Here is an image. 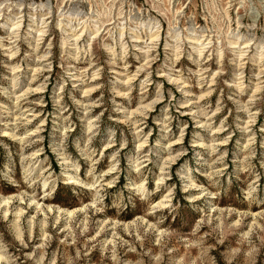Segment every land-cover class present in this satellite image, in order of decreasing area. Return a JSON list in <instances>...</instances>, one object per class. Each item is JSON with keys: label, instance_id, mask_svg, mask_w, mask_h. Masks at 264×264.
I'll use <instances>...</instances> for the list:
<instances>
[{"label": "clouds", "instance_id": "clouds-1", "mask_svg": "<svg viewBox=\"0 0 264 264\" xmlns=\"http://www.w3.org/2000/svg\"><path fill=\"white\" fill-rule=\"evenodd\" d=\"M0 32L3 33L0 35V69H3L0 81H8L6 87L0 83V137L19 140L22 145L32 143L27 139L30 136L27 125L35 117H40L44 123L51 117L50 135L56 138L59 151L63 153L59 158L60 170L50 168L46 176L33 177L30 170L25 169V180L30 188L43 184L49 188V193L61 185L68 186L64 190L70 192L75 200L91 197L99 205L97 211H106L113 205L117 211L135 209L138 200L150 202L156 191L150 189V180L156 175L154 169L163 161L167 170L172 162L170 155L168 160H164L166 153L172 151L164 140L171 141L174 135L171 134L173 117L168 112L169 108L179 111L190 104L195 111L187 114L202 116L203 123L198 126L211 132L212 115L215 113L209 110L208 105L202 107L199 101L209 96L212 89L194 96L191 92L195 87L193 74L183 61L201 69L198 74L201 88L207 83L202 73L215 66L217 78L213 83L221 91L215 112L222 111L229 103L237 111H248L252 107L251 100L245 104L242 98L252 88L253 76H256V90L264 88V79H261L264 78V0H0ZM44 37L48 38L47 46L42 48ZM56 47L59 48L61 72L52 80L44 76L36 86L41 69L50 73L54 64L53 49ZM145 52L151 53L149 59L156 64L152 70L156 75L163 76L176 92L193 98L188 103L174 104L172 88H165L161 80L155 81V98L146 106L141 103V108L136 111L143 117L149 109L154 110L156 104H161L164 112L163 121L159 122L163 124L161 131L169 135L150 144L148 136L151 131L148 134L140 132L134 138V144L138 146L135 153L129 149L121 155V149L127 145L123 135L119 140L117 138L120 129L113 126L104 129L107 146L111 147L118 142L120 144V148L110 155L109 171L115 173L110 185L118 183L121 173L125 177V183L115 193H109L101 175L94 168L97 162L93 159L96 150L91 140L96 132H91L87 141L76 137L69 139V130L74 127L69 119L72 115L69 108H90L91 105L86 101L88 93L95 88L100 91L95 103L109 111L108 119L126 124L128 109L136 101L133 80L138 73L130 75L122 69H127L130 59H144L142 54ZM248 65L251 69L246 76L245 68ZM88 69L92 70L91 78L97 80L91 86L88 85ZM147 69L148 65L145 64L146 74L140 85L142 90L145 84L153 82L149 80ZM49 84L51 91L47 97L41 94L33 98L34 92H48ZM69 84L71 88H68ZM78 86L87 87L84 99L75 98L73 90ZM65 97L71 100V105ZM117 97L120 98L119 102ZM252 99L257 97L253 95ZM49 101L51 112L45 110ZM259 111L257 108L256 113ZM113 113L117 115L114 117ZM256 113H250V116ZM139 123L144 126L143 119ZM251 123L249 119L248 124ZM179 124L184 125V122L180 121ZM90 127L100 129L98 116L90 121ZM231 127L222 120L217 131ZM237 128L243 133H249L244 147L249 149L250 155H254L251 146L255 143V134L247 125L237 124ZM43 131V127L37 129V132ZM261 131L264 132V128ZM231 135L232 131H228V135L223 138L213 135L210 143L203 142L199 146L216 154L219 146L226 145ZM36 138L44 139L39 135ZM0 145L7 148L3 141H0ZM261 147L264 148V138L261 139ZM227 156V148L216 155L211 163L220 167L210 173L197 169L200 175L210 177V187H214V193L205 192L196 183L188 187L199 188L201 195L227 194L232 180L228 179V187H225L219 179L223 169L228 167L225 163ZM207 163L204 153H201L198 164L203 167ZM233 163L236 164V161L233 160ZM149 165L152 167L149 168ZM260 168L264 169V161L260 163ZM245 170L254 175L255 180L246 187H240L241 202L264 205V189L258 183L261 173L255 170L254 165L247 166ZM234 171L239 173V167H235ZM236 179L239 180L238 174ZM32 191L35 193V188ZM181 191H187L183 183ZM106 197L109 203H104ZM183 198L189 201L188 207L193 213L201 208V205L194 202L196 197L191 192H187ZM179 206V203L175 205ZM172 211L173 206L169 205V212ZM166 219L167 216L162 214L158 223ZM164 227L169 230L168 239H162L157 246H152L149 237L148 243L137 253V259L124 260L122 264H177L176 257L185 243V237L189 240L192 237L171 223ZM212 232H215L214 227ZM53 238L54 234L47 239L50 241ZM197 240L201 255L195 257V261L192 254L181 257L183 264H224L226 259L229 264H241L246 249L258 254L264 248V243L258 242L251 231L246 233L243 229L236 232L233 242L225 245L226 249H231L230 253L222 251L219 243L214 240L205 241L201 237H197ZM206 247H216V253L209 251L205 255ZM29 248V243L16 225L10 223L7 229L0 227V264H78L80 259L79 251L70 256L65 251L54 249L46 259L44 252L35 248L27 250Z\"/></svg>", "mask_w": 264, "mask_h": 264}, {"label": "rangeland", "instance_id": "rangeland-1", "mask_svg": "<svg viewBox=\"0 0 264 264\" xmlns=\"http://www.w3.org/2000/svg\"><path fill=\"white\" fill-rule=\"evenodd\" d=\"M0 35L3 33L0 32ZM43 39L42 48L47 46L48 38L44 37ZM158 51H162V49H158ZM53 52L54 64L50 73L41 69L38 73L36 86L44 76H48L52 80L61 72L59 48H54ZM142 55L144 59L139 61L130 59L127 69H122L130 75L138 73L133 80L135 85L133 95L136 97V101L128 109L126 124H118L115 119H108L109 111L95 103V99L100 96V91L95 88L88 93L86 103L91 105L90 108L84 106L69 108V112L72 114L69 119L74 125L69 130V139L76 137L78 140L87 141L91 132H96L91 140V144L96 150V157L93 159L97 162L94 168L101 175L105 189L109 193H115L117 188L125 183V177L121 173L118 183L114 186L110 185L115 176V173L109 171L110 155L120 148V144L118 142L111 147L107 146L104 129L107 126L120 129L117 132V138L119 140L123 135L127 145L121 149V155L128 152L129 149L135 153L138 146L134 144V138L140 132L148 134L151 131L148 136L150 144L169 135V133L161 131L163 124L159 122L163 121L164 116L161 104H156L154 110L149 109L143 117L140 112L136 111L141 108V103L146 106L155 98V81L161 80L164 82L165 88H172L174 104L188 103L193 98L176 92L175 88L164 80L163 76H158L152 71L156 68V64L151 63L150 52H145ZM69 63L72 62L69 61ZM183 63L193 74L195 87L191 89V92L194 96H200L209 88L212 89L209 96L199 101L202 107L208 105L209 110L215 113L212 115V130L209 132L198 126L203 123L202 116L187 114L190 111H195L190 104L186 108H180L179 111L175 108L168 109L173 117L170 127L171 134L174 135L171 141L164 140V143L169 144L172 150L170 154L166 153L164 160H168L170 155L172 162L167 170H165L163 161L158 168L154 169L156 175L154 179L150 180V189L156 191H154L150 202H140L137 198L138 204L135 209L126 208L123 211H117L113 205L106 211H97L99 205H96L91 197L75 200L71 197L70 192L64 190L68 187L65 185L57 187L50 193L49 188L43 184L39 187L33 185L32 188H35V193H33L32 188L25 180V169H29L33 177L46 176L50 168L60 170L59 158L63 156L55 142L56 138L50 135L51 117L47 123H44L40 117H35L27 125L30 132L27 139L32 143L22 145L19 140L6 136L0 137V141L7 145V148L0 145V227L7 229L10 223L16 225L30 245L27 250L35 248L44 252L46 259L54 249L65 251L66 255L70 256L76 255L79 251L78 264H85V261L87 264H122L124 260L135 261L137 253L145 247L149 237L152 246H157L160 240L169 238V230L164 227L169 223L173 227L183 229L192 237L190 240L187 236L185 237V243L176 257L177 264H183L181 257L192 254L195 261V257L201 255L197 237H201L205 241L218 242L221 250L226 253H230L231 249H226L225 245L233 242L236 232L240 229L246 233L251 231L258 242L264 243V205L241 202L239 194L240 187H246L255 180V176L245 170L249 165H254L255 170L261 173L258 183L264 189V169L260 168V163L264 161V148L261 147V139L264 138V132L261 131L264 128V88L256 90V76H253L252 88L247 90L242 98V102L245 104L251 100L252 107L248 111H237L236 107L229 103L222 111L215 112L217 100L221 98L220 89L213 83V80L217 78L215 66L202 73L207 83L204 88H201L198 75L201 73V69L188 61H183ZM145 64L148 65L149 80L153 82L145 84L142 90L140 85L144 82L146 74ZM80 67L86 68L87 66L80 65ZM250 69V65L246 66V76L249 75ZM2 71L3 69H0V72ZM87 75L89 76V86L97 83V80L91 78V69H88ZM0 83L5 87L8 85L6 80L0 81ZM68 88H71V84L68 85ZM50 91L51 84L48 85V92H34L33 98L41 94L47 97ZM85 91H87V87L78 86L73 90L75 98L84 99ZM105 95L107 96V93ZM253 95L257 99H252ZM116 99L119 102L120 98ZM65 100L68 98L65 97ZM68 103L71 105V100H68ZM257 108L260 109L258 113H256ZM45 110L51 112V101L48 102ZM250 113L256 114L250 116ZM64 114L68 115V113ZM112 115L115 117L117 114L113 113ZM97 116L99 117V130L90 127V121L95 120ZM141 119L144 120V126L139 123ZM249 119L252 120L250 125L248 124ZM222 120L232 125L231 129L217 131ZM180 121H183L184 125H180ZM237 124L249 126L252 133L255 134V143L251 146L254 155H250L249 149L244 147L247 144L249 133L241 132L237 128ZM41 127L44 128V131L37 132V129ZM228 131H232V135L226 145L219 146L218 153L211 154L210 149L206 151L199 146L203 142L210 143V137L213 135L219 138L227 136ZM38 135L43 136L44 139H37ZM225 148L228 149V156L225 160L228 167L223 169V174L219 179L225 187H228L226 181L232 180L227 194L221 192L219 195H201L199 188L188 187L189 184L196 183L202 186L205 192H215L214 187H210V177L200 175L197 169L210 173L219 168L220 165H212L211 161ZM201 153H204L205 159L208 161L203 167L198 164V157ZM233 160L236 161V164L233 163ZM237 166L240 169L239 173L234 171ZM151 167L152 165H149V168ZM237 174L239 180L236 179ZM65 175L68 174L65 173ZM182 183L187 190L185 192L181 191ZM85 191H91V189H85ZM187 192H191L196 197L194 202L201 205L196 213H193L192 209L188 207L189 201L183 198ZM109 202V198L106 197L104 203ZM177 203H179V207H175ZM169 205L173 206L171 213ZM162 214L167 216V219L163 223H158ZM213 227L215 232H212ZM234 229L236 231H233ZM53 234L54 238L49 241L47 238ZM216 250V247H206L204 253L205 255L209 251L216 253ZM262 261H264V248H261L258 254L246 249L241 264H261ZM224 264H229V261L226 259Z\"/></svg>", "mask_w": 264, "mask_h": 264}]
</instances>
